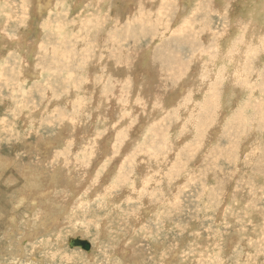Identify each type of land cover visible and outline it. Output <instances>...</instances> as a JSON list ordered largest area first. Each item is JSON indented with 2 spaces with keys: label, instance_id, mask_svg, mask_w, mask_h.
<instances>
[{
  "label": "rangeland",
  "instance_id": "374dc122",
  "mask_svg": "<svg viewBox=\"0 0 264 264\" xmlns=\"http://www.w3.org/2000/svg\"><path fill=\"white\" fill-rule=\"evenodd\" d=\"M0 41V264H264V0H0Z\"/></svg>",
  "mask_w": 264,
  "mask_h": 264
},
{
  "label": "water",
  "instance_id": "95a60500",
  "mask_svg": "<svg viewBox=\"0 0 264 264\" xmlns=\"http://www.w3.org/2000/svg\"><path fill=\"white\" fill-rule=\"evenodd\" d=\"M69 247H80L83 248L85 250H88L90 248L89 244L87 241L85 240H81L78 238H71L68 242Z\"/></svg>",
  "mask_w": 264,
  "mask_h": 264
},
{
  "label": "bare ground",
  "instance_id": "6f19581e",
  "mask_svg": "<svg viewBox=\"0 0 264 264\" xmlns=\"http://www.w3.org/2000/svg\"><path fill=\"white\" fill-rule=\"evenodd\" d=\"M39 1V0H38ZM106 2H108V1H106ZM111 4V3H110ZM38 5V4H37ZM104 6H106V5H104ZM111 6V5H110ZM112 8V7H111ZM107 9V8H106ZM114 10V9H113ZM160 11V10H159ZM108 15V14H107ZM104 21V20H103ZM104 26V25H103ZM2 27V26H1ZM58 36V35H57ZM19 40V39H18ZM205 40V39H204ZM1 42V41H0ZM36 42V41H35ZM2 43V42H1ZM29 43V42H28ZM45 45V44H44ZM22 46V45H21ZM149 48V47H148ZM57 50V49H56ZM61 50V49H60ZM142 50V49H141ZM62 51V50H61ZM26 52V51H25ZM56 53V52H55ZM49 55V54H48ZM59 69V68H58ZM43 72V71H42ZM64 74V73H63ZM72 78V77H71ZM26 84V83H25ZM27 86V85H26ZM68 86V85H67ZM32 94V93H31ZM86 102V101H85ZM26 105V104H25ZM44 105V104H43ZM97 105V104H96ZM98 107V106H97ZM10 113V112H9ZM42 113V112H41ZM89 116V115H88ZM106 121V120H105ZM4 126V125H3ZM37 131V130H36ZM188 131V130H187ZM32 133V132H31ZM176 134V133H175ZM207 136V135H206ZM4 141V140H3ZM139 142V141H138ZM81 144V143H80ZM83 144V143H82ZM88 144V143H87ZM111 145V144H110ZM242 150H243V148H242ZM143 152V151H142ZM174 159V158H173ZM1 161V160H0ZM103 161V160H102ZM122 161V160H121ZM13 163V162H12ZM2 164V163H1ZM75 165V164H74ZM6 166H7V164H6ZM5 166V167H6ZM8 166H10V165H8ZM7 166V167H8ZM151 169V168H150ZM2 170H4V169H2ZM141 173V172H140ZM20 175V174H19ZM22 176V175H21ZM54 178V177H53ZM13 179V178H12ZM132 179V178H131ZM57 180V179H56ZM13 182V181H12ZM168 186V185H167ZM29 192H31V191H29ZM32 194L33 193H35V192H31ZM20 197L22 198V196H23V191L22 192H20ZM37 196V195H36ZM23 198L24 199H26L27 198V195H25V196H23ZM120 199V198H119ZM34 203V202H33ZM9 214V213H8ZM7 214V215H8ZM7 215H6V217H7ZM9 217H12V215L10 214V216ZM15 222V221H14ZM158 227V226H157ZM35 234V233H34ZM149 236V235H148ZM102 237V236H101ZM82 240V239H81ZM125 241H123L122 243H124ZM125 245V244H124ZM133 245V244H132ZM137 245V244H136ZM125 247V246H124ZM90 249V248H89ZM125 253V252H124ZM114 255V254H113ZM113 257V256H112ZM169 261V260H168ZM127 264H128V262H126Z\"/></svg>",
  "mask_w": 264,
  "mask_h": 264
},
{
  "label": "crops",
  "instance_id": "0c3cea01",
  "mask_svg": "<svg viewBox=\"0 0 264 264\" xmlns=\"http://www.w3.org/2000/svg\"><path fill=\"white\" fill-rule=\"evenodd\" d=\"M24 242V241H23Z\"/></svg>",
  "mask_w": 264,
  "mask_h": 264
}]
</instances>
